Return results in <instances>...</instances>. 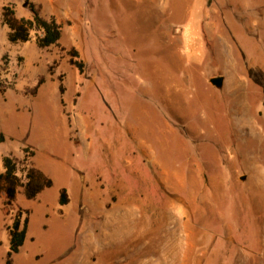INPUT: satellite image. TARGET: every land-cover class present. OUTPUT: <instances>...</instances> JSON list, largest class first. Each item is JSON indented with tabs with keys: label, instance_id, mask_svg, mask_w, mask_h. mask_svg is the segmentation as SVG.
I'll return each instance as SVG.
<instances>
[{
	"label": "rangeland",
	"instance_id": "374dc122",
	"mask_svg": "<svg viewBox=\"0 0 264 264\" xmlns=\"http://www.w3.org/2000/svg\"><path fill=\"white\" fill-rule=\"evenodd\" d=\"M4 5L59 43H11ZM1 134L0 173L53 186L0 183V264L19 210L11 264H264V0H0Z\"/></svg>",
	"mask_w": 264,
	"mask_h": 264
},
{
	"label": "trees",
	"instance_id": "16d2710c",
	"mask_svg": "<svg viewBox=\"0 0 264 264\" xmlns=\"http://www.w3.org/2000/svg\"><path fill=\"white\" fill-rule=\"evenodd\" d=\"M32 19L16 18L14 12L4 5L2 12V23L8 27V40L13 44L27 43L31 40V33L37 32L36 43L40 49H49L59 43L62 37V29L60 24L54 19L43 18L36 10L35 6L31 7ZM79 69H83V63L79 64ZM4 141V136L0 135V142ZM3 163V172L0 173V183L4 187L7 195L6 206L12 207L17 198L19 188L25 189V196L28 200L36 199L44 190L53 186V181L45 176L42 171L37 170L33 165H23L25 172V182L18 176V163L12 155H5L1 160ZM67 194L63 190L60 198V205L67 204ZM22 210L13 220L9 227L10 249H8V260L6 264H11L10 259L18 254L24 246L27 233L29 219L21 221Z\"/></svg>",
	"mask_w": 264,
	"mask_h": 264
},
{
	"label": "water",
	"instance_id": "95a60500",
	"mask_svg": "<svg viewBox=\"0 0 264 264\" xmlns=\"http://www.w3.org/2000/svg\"><path fill=\"white\" fill-rule=\"evenodd\" d=\"M223 82H224V78L222 76L213 77L210 79V83L217 88H222ZM242 178L244 179L245 177Z\"/></svg>",
	"mask_w": 264,
	"mask_h": 264
},
{
	"label": "bare ground",
	"instance_id": "6f19581e",
	"mask_svg": "<svg viewBox=\"0 0 264 264\" xmlns=\"http://www.w3.org/2000/svg\"><path fill=\"white\" fill-rule=\"evenodd\" d=\"M238 83L240 84V85H239V90H241L242 87H243V80H242V79H239V80H238ZM240 95H241V94H240ZM240 95H239V96H240ZM242 95H243V94H242ZM262 186H264V183H262ZM260 187H261V186H260Z\"/></svg>",
	"mask_w": 264,
	"mask_h": 264
},
{
	"label": "crops",
	"instance_id": "0c3cea01",
	"mask_svg": "<svg viewBox=\"0 0 264 264\" xmlns=\"http://www.w3.org/2000/svg\"><path fill=\"white\" fill-rule=\"evenodd\" d=\"M257 187H259V185H258ZM24 245H25V244H24ZM23 247H24V246H23ZM23 247H22V249H23ZM22 249H21V250H22ZM19 253H20V252H19Z\"/></svg>",
	"mask_w": 264,
	"mask_h": 264
}]
</instances>
